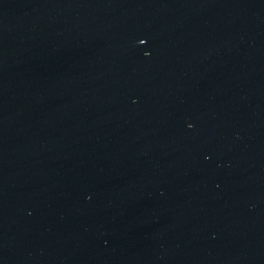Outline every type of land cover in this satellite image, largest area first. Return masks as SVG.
Here are the masks:
<instances>
[{
	"label": "water",
	"instance_id": "1",
	"mask_svg": "<svg viewBox=\"0 0 264 264\" xmlns=\"http://www.w3.org/2000/svg\"><path fill=\"white\" fill-rule=\"evenodd\" d=\"M0 264H264V0H0Z\"/></svg>",
	"mask_w": 264,
	"mask_h": 264
}]
</instances>
